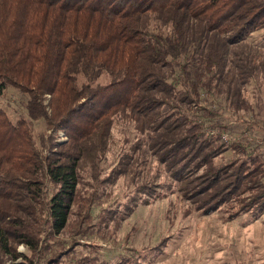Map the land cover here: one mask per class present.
I'll return each instance as SVG.
<instances>
[{"label": "trees", "instance_id": "trees-1", "mask_svg": "<svg viewBox=\"0 0 264 264\" xmlns=\"http://www.w3.org/2000/svg\"><path fill=\"white\" fill-rule=\"evenodd\" d=\"M262 29L264 0H0V96L20 92L25 112L14 121L0 106V263L105 264L79 242L107 220L93 213L101 187H79L120 118L142 138L112 174H147L137 193L154 190L150 156L198 210L264 209L258 146L246 139L255 109L243 93L264 82V55L247 42ZM227 151L247 157L216 167ZM67 229L80 240H66Z\"/></svg>", "mask_w": 264, "mask_h": 264}, {"label": "rangeland", "instance_id": "rangeland-1", "mask_svg": "<svg viewBox=\"0 0 264 264\" xmlns=\"http://www.w3.org/2000/svg\"><path fill=\"white\" fill-rule=\"evenodd\" d=\"M247 42L250 48H257L264 55V29L251 34ZM260 80L245 85L243 93L246 101L255 109L256 121L246 139L254 147L258 146L255 154L260 156L259 164L264 170V82L263 78ZM22 97L15 89H8L0 96V106L14 121L25 116L21 106ZM240 114L243 119H253L252 115H246L243 111ZM231 120L236 132L234 134L239 135L245 127L240 125L236 116ZM45 128L43 121L35 123L37 138ZM61 138L65 140L63 133ZM140 138L142 135L135 130L133 121L116 120L108 152L102 156L98 170L91 164V171L87 167L82 172L79 193L90 195L97 187H101L103 203L99 207L95 206L93 213L101 214L100 210H103L107 220L100 224L96 236L90 237L88 241H79L80 244L87 242L96 245L105 264H115L118 255L126 258L131 253L135 264H264V209L255 208L234 215L232 202H220L211 212L198 210L184 196L176 182L165 174L163 167L156 165L154 157L150 156L146 157L152 165L148 175L155 177L153 191L137 193L138 185L144 183L147 176L137 174L139 169L125 176H113L112 170L117 169L120 156L131 151ZM223 138L228 141L233 137L225 134ZM245 157L227 151L214 162L218 168H227L232 162ZM254 165L249 164L251 168L257 164ZM234 197L233 194L230 201ZM72 220H77V217ZM97 220L98 217L94 225ZM63 236L69 242L80 240L69 229ZM18 251L25 253L27 250L20 245ZM0 264L12 263L3 259Z\"/></svg>", "mask_w": 264, "mask_h": 264}]
</instances>
